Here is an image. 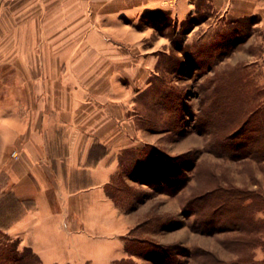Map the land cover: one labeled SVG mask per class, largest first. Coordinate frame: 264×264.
<instances>
[{"label": "crops", "instance_id": "0c3cea01", "mask_svg": "<svg viewBox=\"0 0 264 264\" xmlns=\"http://www.w3.org/2000/svg\"><path fill=\"white\" fill-rule=\"evenodd\" d=\"M197 15L251 20L264 60V0H0V196L22 211L5 233L42 264L124 259L131 223L107 190L124 151L162 141L134 109L170 50L159 27Z\"/></svg>", "mask_w": 264, "mask_h": 264}, {"label": "rangeland", "instance_id": "374dc122", "mask_svg": "<svg viewBox=\"0 0 264 264\" xmlns=\"http://www.w3.org/2000/svg\"><path fill=\"white\" fill-rule=\"evenodd\" d=\"M202 18L194 16L176 34L170 19L159 27L170 36V50L158 54L155 74L134 109L141 128L163 136L160 145L120 156L119 174L108 192L130 220L123 240H129L131 250L125 248L124 259L113 264H238L250 259L264 264V249L252 234L224 231L235 209L243 212L240 225H254L245 207L249 199L231 202L229 188L257 191L264 199V161L239 159L242 150L237 147L254 124L264 126L258 109L264 103L260 39L250 37L249 19L200 24ZM195 24L194 34L184 36ZM247 123L246 133L236 136ZM230 143L235 146L229 152L225 145ZM257 211L254 220H264V206ZM12 216L8 205H2L0 246L16 243L28 258L23 252L27 246L5 233ZM157 245L167 248L171 258Z\"/></svg>", "mask_w": 264, "mask_h": 264}, {"label": "trees", "instance_id": "16d2710c", "mask_svg": "<svg viewBox=\"0 0 264 264\" xmlns=\"http://www.w3.org/2000/svg\"><path fill=\"white\" fill-rule=\"evenodd\" d=\"M258 109L262 110L260 120L262 124H264V103ZM137 116H140V115L137 114ZM136 119L137 121L139 120L138 117H136ZM259 124H260V121L254 124L253 127H251V129L249 130V133H247L246 136L244 137L246 142L242 140V144H240V146H237L239 147L238 149L242 150V153H240L239 159L249 158L257 162L264 161V126L261 127ZM247 125L248 123L241 126L238 130H236V133H235L236 136L244 135L247 130L245 128ZM228 140L230 141L229 138ZM246 143L248 145H245ZM232 146H235V144L231 145L230 143V145H225V148L226 150H229L230 152L232 151ZM225 154H228V153H225ZM178 173L179 171L176 169L174 174H178ZM143 180L145 181L146 179L144 178ZM227 193L228 194H226V196L231 202H232V199H234L235 203H237L238 201L240 202L241 199H249V203L245 207L248 208L247 209L248 218L253 221L254 225H252L251 229L245 227V225L244 226L240 225V222H242L241 220H243L242 219L243 212H240V210L235 209L233 211V215L228 217L229 218L228 224L225 225V228L227 229H225L224 231L230 232L231 231L230 229L233 228L234 231L241 232V235L243 234L244 236H246L247 234H252V236L254 237L253 240L259 242L258 244H260V246L264 249V220H254V215H255L254 212H258L257 210H261L264 206V199L262 198L261 193L257 191H253V190H240V189H234V188H229ZM210 195H212V192L207 193L206 196H210ZM236 199L238 200L236 201ZM2 205L4 206L8 205L10 209V213L13 215L11 218V221H9V223L7 224L8 226L10 222H13L12 220L17 219L21 215L22 211H21V208L17 200L13 199L10 195L0 196V206L2 207ZM257 205H260L258 206L259 208L257 207ZM239 237L237 239H239ZM124 240H125L124 246L126 250L127 251L131 250L130 246L128 245L129 240H127L126 238H124ZM156 248L160 251L162 255H164V257L171 258L170 257L171 253L168 255L167 248H165L164 246H159V245H157ZM23 252L27 253V255H29L30 257L27 258L23 253H19L17 250L16 243H10L8 245H3V246L1 245L0 246V264H37V261L39 262L38 256L32 253V250L30 248L28 247L24 248ZM156 258H158V256H155L153 258V261H155ZM33 259L35 261H31ZM251 261H252L251 259L249 260V262H245L244 260H239L238 264H252Z\"/></svg>", "mask_w": 264, "mask_h": 264}]
</instances>
